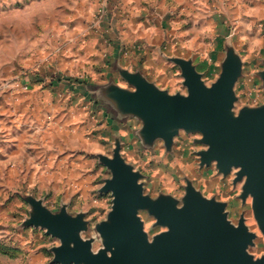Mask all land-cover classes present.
Masks as SVG:
<instances>
[{
    "label": "rangeland",
    "instance_id": "rangeland-1",
    "mask_svg": "<svg viewBox=\"0 0 264 264\" xmlns=\"http://www.w3.org/2000/svg\"><path fill=\"white\" fill-rule=\"evenodd\" d=\"M26 1L36 3L41 0H18L14 7L7 5L9 3L0 6V101L10 97L15 99L18 97L19 100L24 98L33 101L34 104H40L43 113L47 106L52 107L44 116L47 126L55 124L59 117L65 116L71 121L67 126L68 132L74 130L78 117H82L88 123V134L85 137L91 144L96 145L97 149L89 148L91 150L85 152L89 166L83 169L81 180H78L80 177L75 174L68 173L67 182L59 191L51 188L41 196L34 193L33 205L27 197H21L22 204L16 208L12 206V212L17 213L18 219L13 221L15 226L13 225L11 229L12 239L9 234L3 238L0 252L4 261L19 259L20 263L23 261L22 264H26L27 253L22 249L21 244L28 239L34 249L36 258L34 264H75L63 263L57 258V250L72 242L66 243L62 238L49 233L47 227L36 221L32 222L31 218L42 216L41 210L44 209L53 217L68 218L72 223L79 221V232L84 240L91 242L92 250L95 253L106 250L111 255L112 250L108 249L104 237L98 230V225L110 222L115 199L113 191L107 189L106 185L108 180L113 178V169L109 162L115 159L118 135H114L112 139L102 138L101 129L102 119L105 118L104 111L113 117L116 114L115 104L107 97L108 91L118 87L129 92V95L135 92L136 84L130 80L128 74H141L156 87L167 89L161 88L146 76L141 66L131 69L124 64L122 61L124 51L119 45L102 43L97 47L99 52L92 54L90 45L74 43L75 38L72 36L74 30H66L65 26L59 29L58 23L57 27H53L49 19L37 9L31 10L29 16L33 17V24L28 27L24 19L27 13L14 12V8L21 11ZM109 2L110 0H98L93 20L94 27L101 26L107 21ZM226 24L230 29L224 36L222 34L224 56L216 72L210 71L208 67L206 69L202 67L204 64L212 66L209 55L217 45L212 37L206 40L205 45L200 48L198 46L194 50V55L171 56L169 61L178 68L185 91L183 94H187L181 61H188L201 80L211 86L224 72L228 63V54L233 53L237 57L234 61L237 73L233 85L237 98L234 112L238 114L244 108L264 105V20L257 23L261 35L256 45L239 42L236 20H227ZM110 49L115 52L116 58L109 63V74L106 73V57L102 51H110ZM84 50L88 52L86 58L78 53L81 51L85 56ZM91 122L99 127L98 133L95 125L91 126ZM193 134V137L202 136L199 132ZM126 135L128 139L131 138L128 133ZM183 136L188 139L186 134ZM119 140L120 157L134 171L142 174L139 182L143 183L145 203L138 208L137 215L143 223L149 241L152 242L171 230V226L163 216L155 211L159 206L170 205L171 208L184 210L189 202L190 190L200 193L205 198H213L210 196L211 190L205 187V179H207L205 174L193 175L184 167H177L176 158L168 157L174 156V151H166V147H161L158 152L140 150L134 139L123 142L119 137ZM179 140L182 143L188 142L192 151L207 147L195 138L186 142L181 138ZM198 157L200 158V155L193 157L197 167L198 162L201 163ZM221 177L223 187L220 189V196L225 199L217 200L225 203L224 207L222 206L223 212L234 227L243 225L248 232L254 234L248 244V252L256 258L264 256V234L254 215L252 196L241 197L244 180L235 181L236 170L225 175L222 173ZM189 186L192 189L188 188ZM8 229L4 222V234L7 235L5 230ZM38 254H42L45 260L39 262Z\"/></svg>",
    "mask_w": 264,
    "mask_h": 264
},
{
    "label": "crops",
    "instance_id": "crops-1",
    "mask_svg": "<svg viewBox=\"0 0 264 264\" xmlns=\"http://www.w3.org/2000/svg\"><path fill=\"white\" fill-rule=\"evenodd\" d=\"M17 2L0 0V6L9 3L7 5L14 7ZM24 3L21 11L14 8V12L27 13L24 19L28 27L33 24V17L29 14L31 10L37 9L49 19L53 27H57L58 23L59 29L65 26L66 30H74V43L90 45L92 54L99 52L97 47L102 43L119 45L124 51V64L131 69L141 66L146 76L171 93L185 92L178 68L169 61L171 56L190 57L198 46L200 48L205 45L206 40L212 37L217 44L209 55L212 66L204 64L202 67L216 72L224 56L222 34L224 36L230 29L227 20H236L239 42L244 41L250 45L259 42L261 30L257 23L264 20V0H110L108 19L98 27L93 26L98 0H41ZM78 53L83 58L88 54L87 50L83 52L85 56L81 51ZM114 53L111 49L102 51L106 57V73L109 74V63L116 58ZM51 108L47 106L43 113L40 104L24 98L19 100L18 97L0 101V243L8 234L12 239L11 229L15 226L13 221L18 219L17 213L12 212V206L16 208L21 205V197L34 196V193L41 196L51 188L59 191L66 184L68 173L75 174L81 180L83 169L89 166L85 152H89V148L97 149L85 137L88 134V123L82 117H78L70 133L67 126L71 121L65 116L47 126L44 116ZM104 114L102 138L112 139L118 135L123 142L134 139L140 150L147 151L158 152L161 147H166L161 138L152 146L142 140L139 131L143 121L140 118L121 114H114L113 117L107 111ZM92 125H95L97 132V124L91 122ZM193 135L181 129L174 136L171 149L166 148V151L175 152L174 156L168 157H175L176 166L184 167L190 174L200 176L204 173L207 177L205 187L211 190L210 196L225 199L220 196L223 176L216 164L204 167L198 162L197 167L193 157H197L203 147L192 151L186 141L201 138ZM180 138L186 143L180 142ZM4 222L5 227L9 228L5 230L7 235L3 230ZM21 245L27 253L26 264H34L36 258L33 245L28 239ZM44 260L45 257L38 254V261ZM22 263L19 259L4 261L0 252V264Z\"/></svg>",
    "mask_w": 264,
    "mask_h": 264
},
{
    "label": "water",
    "instance_id": "water-1",
    "mask_svg": "<svg viewBox=\"0 0 264 264\" xmlns=\"http://www.w3.org/2000/svg\"><path fill=\"white\" fill-rule=\"evenodd\" d=\"M227 59L224 72L211 86L188 61H181L187 94H170L141 74H128L137 90L129 95L115 87L107 97L115 104L116 114L143 121L139 135L149 146L161 138L170 150L181 129L201 133L198 142L207 145L198 151L201 165L214 162L224 175L236 170L235 181L244 180L241 197L252 196L254 215L264 234V105L234 112L237 57L231 53ZM116 140V156L109 162L113 178L106 185L115 196L113 210L110 222L98 225L112 254L106 250L95 253L91 242L82 238L79 221L53 217L42 209V216H33L32 222L47 227L64 242H72L57 250L58 260L75 264H264V256L256 258L247 250L254 234L228 221L222 210L225 203L191 190L184 210L170 205L155 210L171 230L149 241L137 215L145 203L143 183L139 182L142 174L120 157V140ZM27 198L35 203L34 196Z\"/></svg>",
    "mask_w": 264,
    "mask_h": 264
}]
</instances>
